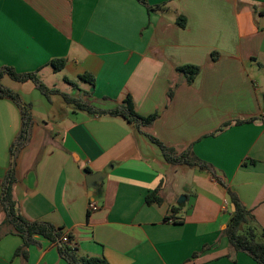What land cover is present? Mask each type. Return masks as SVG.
I'll return each mask as SVG.
<instances>
[{
	"label": "crops",
	"instance_id": "crops-1",
	"mask_svg": "<svg viewBox=\"0 0 264 264\" xmlns=\"http://www.w3.org/2000/svg\"><path fill=\"white\" fill-rule=\"evenodd\" d=\"M146 2L159 8L138 0H0V70L38 71L53 87L48 63L64 59L62 80L75 81L84 102L110 110L129 96L137 115H156L145 127L90 116L31 80L3 75L2 85L30 105L33 124L12 157L21 114L0 98V183L14 164L19 215L61 229L69 243L34 236L21 257L14 253L22 238L7 233L0 264H68L61 245L108 264H258L234 254L224 231L233 211L226 189L264 229V0ZM183 66L199 68L191 82L177 71ZM85 73L93 87L79 85ZM148 136L176 155L190 150L214 175L166 162ZM84 171L104 175L101 187L90 189ZM155 189L162 202L146 204ZM3 219L0 212V234L11 230Z\"/></svg>",
	"mask_w": 264,
	"mask_h": 264
},
{
	"label": "trees",
	"instance_id": "trees-1",
	"mask_svg": "<svg viewBox=\"0 0 264 264\" xmlns=\"http://www.w3.org/2000/svg\"><path fill=\"white\" fill-rule=\"evenodd\" d=\"M139 3L145 5L148 10H154L159 7L149 6L146 0H138ZM176 24L180 28L185 27V19L182 16L177 17ZM48 65L54 72H60L65 66L64 59H53ZM180 74H183L188 82H191L194 76L198 73L199 68L195 66H183L177 69ZM37 72L18 74L13 69L4 67L0 70V98L11 100L20 110L21 114V128L10 148L12 157L16 158L17 153L27 144L30 139V131L32 127V117L30 105L23 104L16 93H13L8 88H5L1 79L3 75H8L11 79L17 82H25L31 80L37 89L46 97L50 95H59L65 104L72 106L75 112H84L90 116L98 117H120L130 124H137L139 126H149L156 118V115L148 117H140L134 111L131 98L128 96L116 108L110 110L97 109L84 102L83 99L74 97L70 94L62 93L57 89H48L37 76ZM74 87H77L75 81L64 79ZM79 82H85L91 87L94 86V77L88 73L80 75L77 79ZM85 96H89V92H84ZM149 140L155 144L163 154L166 162L172 165H186L188 167L196 168L200 171L208 173L213 176L211 169L202 161L197 159L189 150L180 155H176L175 151L166 147L158 140L148 136ZM14 164L8 169L3 182L0 183L2 192L0 197V212L4 214L2 226H9L11 230L4 231L0 237L7 234H15L22 238L23 245L15 251L16 256L26 257L27 247L34 243V236H42L49 239L51 242L60 241L61 244H68L62 241L66 236L61 229L54 228L49 224L29 222L21 217L17 211L16 202L13 198V187L16 184L14 175ZM217 182L225 187L219 180ZM227 190L230 203L234 206V211L230 212V219L224 231L228 238L229 245L231 246L234 254L242 252L250 256L258 264H264V229H262L255 221H253L250 212L242 205L237 195L229 189ZM159 189L148 193L145 197V203L150 205L153 203H161L162 199L158 194ZM171 215L166 216L164 220L168 221L170 216L174 217L175 211L171 209ZM67 237V236H66ZM68 239V237H67ZM59 253L68 264H108L103 257L95 256H80L74 248L66 245L59 247Z\"/></svg>",
	"mask_w": 264,
	"mask_h": 264
},
{
	"label": "rangeland",
	"instance_id": "rangeland-1",
	"mask_svg": "<svg viewBox=\"0 0 264 264\" xmlns=\"http://www.w3.org/2000/svg\"><path fill=\"white\" fill-rule=\"evenodd\" d=\"M51 69V68H50ZM53 75H56L55 76V82H54V86L53 87H50V86H48L47 88L48 89H51V88H56L57 90H59L60 92H64V93H68V94H70V95H78V97L79 98H83V96L81 95L82 93H80L79 91H78V89L76 90V89H74L73 87H72V85L71 84H67V83H65V82H63V80H62V73L61 72H54V74ZM47 80V79H46ZM54 80V78H50L49 80H47V81H44V82H50V81H53ZM79 85H82V87H85V83H82V82H79ZM82 87H81V89H82ZM85 89V88H84ZM83 89V90H84ZM49 97H51V98H53V99H55V100H60V101H62L63 103H64V101L62 100V98L59 96V95H50ZM65 104V103H64ZM65 105H67V104H65ZM69 108H71L72 109V106H69V105H67Z\"/></svg>",
	"mask_w": 264,
	"mask_h": 264
},
{
	"label": "water",
	"instance_id": "water-1",
	"mask_svg": "<svg viewBox=\"0 0 264 264\" xmlns=\"http://www.w3.org/2000/svg\"><path fill=\"white\" fill-rule=\"evenodd\" d=\"M85 177H86V183L87 186L92 189V190H96L97 188L101 187V182L104 178V175L102 174H90L87 171L83 172ZM185 200L184 196L179 197L177 204L180 205L181 203H183ZM233 211H234V206H232Z\"/></svg>",
	"mask_w": 264,
	"mask_h": 264
},
{
	"label": "built area",
	"instance_id": "built-area-1",
	"mask_svg": "<svg viewBox=\"0 0 264 264\" xmlns=\"http://www.w3.org/2000/svg\"><path fill=\"white\" fill-rule=\"evenodd\" d=\"M226 205H227V204L224 202V203H223V207L225 208ZM88 209H89L90 211H97V210H98V207L95 205V203L91 202V203H89V205H88ZM62 241L65 242V243H67V242H68L67 237L64 236V237L62 238Z\"/></svg>",
	"mask_w": 264,
	"mask_h": 264
}]
</instances>
